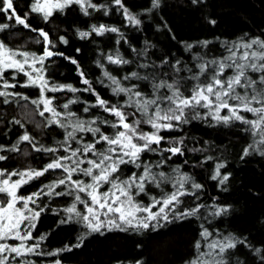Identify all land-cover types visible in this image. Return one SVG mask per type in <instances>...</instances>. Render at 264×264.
Listing matches in <instances>:
<instances>
[{
  "label": "trees",
  "instance_id": "1",
  "mask_svg": "<svg viewBox=\"0 0 264 264\" xmlns=\"http://www.w3.org/2000/svg\"><path fill=\"white\" fill-rule=\"evenodd\" d=\"M13 2L18 14L22 17L27 14L31 28L16 25L14 20L6 19L8 13L0 12V23L10 25L9 29L0 31V40L17 52L26 51L40 56L45 51L46 40L39 30L48 33L55 54L46 58L41 67L45 79L50 87L71 85L77 91H46L45 95L55 98L53 106L58 112L75 113L73 120H96L97 123L92 126L99 125L101 132L109 136L117 129L100 124V120L115 122L117 118L97 104V94L111 105H124L127 94L113 93L114 85L104 75L105 71L119 79L124 87L136 85V90L149 98L153 96V78L156 83L161 80L168 83L179 81L180 91L187 96L196 83H203L206 76L211 74L210 68L199 81L192 80L191 77L199 71V63L222 59L234 44L247 43L256 38L264 40V0H197L195 3L193 0H160L159 7L150 12L146 10L151 8L152 0H122L124 7L137 15L140 25L130 23L114 0H91L97 9L88 8L87 15L80 5L73 3L63 10H55L47 19L42 13L31 11L30 6L35 0ZM100 5L105 7L100 8ZM212 20L216 23H210ZM93 25L114 27L119 31H105L98 35L92 31ZM80 32H89L90 35L81 38ZM61 37L64 39L61 40ZM117 53L129 63L115 64L107 59L109 55L115 57ZM143 64L149 67H139ZM177 67L180 69L178 73L175 71ZM25 72H29L28 69ZM25 72L6 70L0 80V91L20 94L0 96V155L7 157L0 161V172L43 169L54 158L53 153L37 151L32 144L36 149L56 148L65 138V129L56 124H45L51 114L45 112L41 117L39 112L43 106L37 108L31 103L38 100L41 93L37 86H24L28 84ZM132 72H137L141 77L148 76L149 79L123 80ZM230 75L232 70L227 69L224 78ZM249 75L258 79L260 74L249 72ZM85 79L89 84L83 83ZM5 81L15 87L4 88ZM89 87L92 91H84ZM237 91L243 94L242 89L237 88ZM158 94L166 95L169 92L161 88ZM5 99L9 103L5 104ZM69 101L75 103L64 109L62 106ZM85 107H88V112L84 111ZM123 111L130 114L136 109L125 106ZM195 111L199 113L197 118H192L195 113L186 111L187 123L162 129L159 134L164 140L158 146H152L157 150L143 152L139 160L142 167L148 165L153 172L168 175L179 173L190 177L185 189L194 195L180 197L181 203L174 209L170 206L171 210L166 211L171 220L172 211L181 213L202 206L195 216L165 222L164 227L156 231L151 228L137 231L128 227L127 231L105 230L103 234H87L84 222L75 214L66 212L72 205L73 197L48 194L46 186L64 176L61 170H50L22 185L17 193L25 197L41 193L39 197H33L35 203L29 202L30 209L43 211L35 221V228L31 229L33 238L27 241L28 245L39 242L36 251L41 254L32 253L16 260L9 257L11 264H18L20 260L30 261L31 264H54L57 259L61 264H136L137 261L142 264H191L200 253L209 251L208 243L224 241L226 237L237 241L235 248L223 254L227 264H264V144L249 148V145H255L260 140V135L242 121L233 119L224 123L217 121L204 108ZM220 115L224 116L223 113ZM240 115L247 120L256 118L254 114L244 111ZM61 119L66 120V117ZM135 119H141L139 113H136ZM128 120L132 123L133 117L129 115ZM151 130V125L147 123L141 122L139 125V131L145 133ZM25 133L33 138L31 143L20 140ZM77 140L88 143L94 137L92 133H77ZM181 140L182 154L173 155L164 151ZM13 146L18 147L19 151H11ZM71 146L77 147L76 141H72ZM106 147L104 142L96 145L99 151H104ZM245 149H248V155H244ZM55 155L63 156L66 153L61 150ZM88 158L94 157L90 153ZM218 164L223 167L219 170L220 176L213 179ZM142 167L137 168L131 163L121 165L119 175L124 179L133 173L139 174ZM225 175L228 179L221 183ZM4 178L7 175L0 177ZM72 178L84 180L85 176L76 173ZM16 179L18 177H11V180ZM193 183L202 187L194 189L191 187ZM163 184L160 189L147 184L139 201L146 203L149 197L159 199L162 193H171V183ZM65 191V185L54 189V192ZM7 199L6 195L0 194L1 201ZM82 206L77 204L78 211L83 212ZM17 207H20V203ZM159 207H153L152 211H157ZM221 208L227 211L216 215ZM69 215L73 219L61 223ZM22 228L26 230L27 222ZM205 230L211 233L206 239L202 236ZM41 236L46 239L40 240ZM82 236L81 247H73L71 251H62L59 255H47L75 245L77 238ZM197 242L201 245L199 249L196 248ZM257 249L260 251L257 252Z\"/></svg>",
  "mask_w": 264,
  "mask_h": 264
},
{
  "label": "snow or ice",
  "instance_id": "2",
  "mask_svg": "<svg viewBox=\"0 0 264 264\" xmlns=\"http://www.w3.org/2000/svg\"><path fill=\"white\" fill-rule=\"evenodd\" d=\"M0 2L3 5L0 7V12L8 13L6 16L7 20H14L16 25L23 26L24 28H31L27 22V14L23 17L18 14L13 0H0ZM193 2L195 3L197 0H193ZM73 3L80 5L86 15L88 14V8L97 9V5L92 4L91 0H43V3L40 0H35L30 7L32 12L42 13L44 18L47 19L53 14L54 10H63ZM114 3L123 9V14L130 23L135 25L141 24L137 15L124 7L122 0H114ZM159 5L160 0H152L151 8L146 11L150 12L152 9L158 8ZM99 7L104 8L105 6L100 5ZM105 14H107L106 10ZM210 23L215 24L216 21L212 20ZM9 27L10 25L7 23H0V31H5ZM31 30L36 31V29ZM39 31L47 41L48 33L42 29ZM92 31L98 35H102L105 31L118 32L119 30L114 27L106 28L104 25H100L99 27L93 25ZM79 35L81 38H85L90 33L80 32ZM60 39L63 40L64 38L61 37ZM64 42L67 43V41ZM204 44H207V42H204ZM254 45L257 47L254 48ZM188 47H191V45ZM227 51L228 55L222 59L203 61L197 65L199 71L191 77L192 80L199 81L201 76H206L210 68L211 74L206 76L203 83H196L187 96L180 91L179 81L174 80L172 83H168L166 80H161L159 83H156L155 78H153V96L149 98L136 90V85L124 87L121 85L119 79L105 71L104 75L114 85L112 88L113 93L117 95L120 93L127 94V100L124 105L108 104V102L100 99L97 94V104L117 118L115 122L100 120V124H108L113 129H117L113 135L109 136L101 132L99 125L92 126L97 123L96 120L88 122L79 118L73 120L72 118L75 117V113L58 112L53 106L55 98L45 95L46 91L57 92L64 89L72 92L77 91L71 85H53L50 87L42 70L35 67L36 63L42 64L47 57L53 56V52L46 49L43 55L37 57L34 53L26 51L17 52L9 48L3 40H0V79H3L8 69H16L24 73L25 65L29 63V58H31L34 72L25 73L28 77V84L24 86H37L41 93L40 98L32 100L31 103L36 105L37 108H40L41 105L43 106L39 112L41 117L44 116L45 112L51 114V118L45 121L46 125L56 124L65 129V138L59 143V147L36 149L35 144H32V147L37 151L53 153L54 158L43 169L35 170L29 168L11 173L0 172V177L7 175V178L0 179V194L8 197L7 200L0 201V241L9 238L20 241L19 244L15 245L0 243V264H11L9 256L12 257V260H16L17 257H25L32 253L41 254L36 251L39 248V242L31 245L25 243L27 240L33 238L31 229L35 228V221L39 217L40 211H43V209L40 211L30 209L29 202L35 203L33 197H39L41 193H33L27 197L18 196L17 193L22 185L27 184L32 179L43 176L50 170H61L64 176L58 181H54L51 185L46 186L48 194L54 193L57 196L69 195L73 197L74 202L66 209V212L75 214L76 217L84 222L88 229L87 234H103L105 230L127 231L128 227H132L137 231L150 228L156 231L164 227L165 222L170 223L172 220L195 216L202 206H197L181 213L172 211L171 220L169 213L166 211V209H174L176 205L180 204V197L186 194L194 195V193H188L185 189V183L190 179L186 174L169 176L164 172L154 173L148 165H143V171L139 176L133 173L131 176L121 179L119 175L120 166L131 163L135 167L141 168L142 165L138 163L141 154L145 151H156L157 149L152 146H158L164 140V137L159 134L160 131L162 129L178 127L180 123H187L188 115H186V111L195 113L192 118H197L199 113L195 110L198 108L208 110V114L214 115L217 121L228 123L234 119L248 124L255 133L260 135V140L255 145H249V148L264 144V40L256 38L247 43L234 44ZM17 56L23 57V59H18ZM107 59L115 64L129 63V61L120 57L118 53L115 57L109 55ZM72 62L76 63V61ZM177 64H179V61H177ZM139 67L148 68L149 65L143 64ZM227 69L232 70V75L224 78V73ZM185 70L188 72L192 71V69ZM175 71L178 73L180 69L177 67ZM249 72L259 73L260 75L258 79H253L249 75ZM80 75L83 76V72ZM133 78L149 79L148 76L141 77L137 72H132L130 75L124 76L123 80L127 81ZM83 83L89 84V81L85 79ZM3 87H15V85H9L5 81ZM161 88L167 89L169 94L159 95L158 93ZM237 88L242 89L243 94L238 92ZM84 91H92V89L89 87L85 88ZM9 95L19 96L20 94L0 91V96L7 97ZM22 98L28 99L27 97ZM4 103L7 104L9 101L5 99ZM72 103H75V101H69L62 107L68 109L69 104ZM125 106L134 107L136 112L126 114L123 111ZM224 109H228L230 115L221 116L220 112ZM88 110V107H85L84 111L88 112ZM241 111L252 113L256 118L247 120L244 116L240 115ZM136 113L140 114L141 119H135ZM129 115L133 117L132 123L128 122ZM61 117H66V120H62ZM97 119L99 120L100 118ZM15 122L20 123V121ZM141 122L151 125L154 131L151 133L139 131ZM77 133H92L94 140L82 143V138L81 140H77ZM20 140L31 143L33 138L25 133L20 137ZM72 141H76L77 147L73 148L71 146ZM101 142L107 145L104 151H99L96 148V145ZM182 144V140L177 141L175 146L164 151H168L173 155L177 153L182 154ZM10 150L19 151V148L13 146ZM61 150L66 155H55ZM90 153L94 158H88ZM244 155H248V149H245ZM5 159H7L6 156L0 155V161ZM84 164H87L88 167H83ZM221 167H223L222 164L216 166V174L212 177L213 179H217L220 176L219 170ZM76 173L89 177L90 182L85 183L83 180H74L72 177ZM12 176H16L18 179L11 180ZM227 179V175L223 176L221 183ZM146 182L153 183L156 187H160L161 184L166 182L172 183L174 191L167 194L162 193L159 199L151 197V203L143 205L135 199V196L145 192ZM61 185L66 186V191L54 192V189ZM104 185H108L107 190L101 191ZM191 187L199 189L202 186L193 183ZM18 203H20V207H17ZM77 204L84 206L83 212L78 211ZM156 205H160V207L157 211L153 212L152 208ZM226 211V208L218 209L216 215ZM140 213L146 215L141 216ZM72 219L73 216L69 215L61 223H67ZM25 222H27L26 230L22 228ZM210 235L211 233L207 230L202 233L205 239ZM44 239L46 237H40V240ZM77 240L78 242L75 245L66 246L64 249H57L55 252L47 253V255H59L62 251H71L73 247H81L84 237H78ZM236 244L237 241L231 237H226L224 241H212L207 244L209 251L200 253L191 264H227V261L223 258V254L228 249L235 248ZM200 247V243L197 242L196 248L199 249ZM217 249L218 251H216ZM256 251L259 252L260 250L257 249ZM18 264H31V262L20 260ZM54 264H61V261L57 259ZM136 264H142V262L137 261Z\"/></svg>",
  "mask_w": 264,
  "mask_h": 264
},
{
  "label": "rangeland",
  "instance_id": "3",
  "mask_svg": "<svg viewBox=\"0 0 264 264\" xmlns=\"http://www.w3.org/2000/svg\"><path fill=\"white\" fill-rule=\"evenodd\" d=\"M40 2L41 3H43V0H40ZM55 11V10H54ZM53 11V12H54ZM49 39H50V37H49ZM51 40V39H50ZM254 47V46H253ZM255 48V47H254ZM49 50V51H51V52H53L54 54H55V51L53 50V48H52V46H51V43H48L47 41H46V46H45V50ZM37 56V55H36ZM54 56V55H53ZM37 57H39V56H37ZM52 57V56H51ZM17 58L18 59H23V57H20V56H17ZM47 58H49V57H47ZM45 61V60H44ZM44 61H43V63H44ZM43 63L41 64V63H36V65H35V67L36 68H40V69H42L41 67H42V65H43ZM28 69V71L29 72H34V68L32 67V60H31V58H29V63L27 64V65H25V71ZM9 71H13V70H16V69H8ZM16 71H18V70H16ZM26 73V72H25ZM0 80H2V79H0ZM101 107V106H100ZM102 108V107H101ZM102 109H104V108H102ZM221 113H223L224 114V116L225 115H230V112H229V110L228 109H224V110H222L221 112H220V114ZM222 116V115H221ZM80 120H82V119H80ZM83 121H85V120H83ZM85 122H88V121H85ZM128 122L130 123V121L128 120ZM94 127V126H93ZM71 130V129H70ZM154 131V129L152 128V130L151 131H146L145 133H151V132H153ZM143 132V131H142ZM140 160V159H139ZM138 163H140V161H138ZM83 167H88V165H83ZM143 168V167H142ZM142 171H143V169L141 170V171H139V174H136L137 176H139L141 173H142ZM158 172H160V171H157V172H154V173H158ZM80 174V173H79ZM177 174H179V173H174V174H172V175H169V176H176ZM81 176V175H80ZM122 179V178H121ZM85 183H89L90 182V178L89 177H85L84 178V180H83ZM147 184H151L152 186H155L156 187V185L155 184H153V183H147L146 182V185ZM146 185H145V191H146ZM163 186H164V184H161L160 185V187H157V188H163ZM171 189H172V191H174V188H173V185H172V183H171ZM107 187H108V185H104L102 188H101V191H106L107 190ZM135 191V190H134ZM171 191V192H172ZM141 194H144V192H142V193H140L139 195H136L135 196V199L139 202V203H141L139 200V196L141 195ZM83 196V195H82ZM149 198H151V197H149ZM1 201V200H0ZM74 202V201H73ZM72 202V203H73ZM71 203V204H72ZM151 203V199H148V201L146 202V203H144V202H142L141 204H150ZM19 204V203H18ZM156 206H158V205H156ZM83 207V211H84V206H82ZM153 209V208H152ZM153 212H155V211H153ZM70 214V213H69ZM140 215L141 216H143V215H146V214H144V213H140ZM102 219H104V217H102ZM122 227H124V225H122ZM24 229V228H23ZM28 241V240H27ZM27 241L25 242L27 245H28V243H27ZM0 243H7V244H13V245H15V244H19L20 243V241L19 240H15V239H12V238H9V239H7V240H3V241H0ZM9 257H11V256H9ZM12 258V257H11ZM17 258H19V257H17ZM20 259V258H19Z\"/></svg>",
  "mask_w": 264,
  "mask_h": 264
},
{
  "label": "water",
  "instance_id": "4",
  "mask_svg": "<svg viewBox=\"0 0 264 264\" xmlns=\"http://www.w3.org/2000/svg\"><path fill=\"white\" fill-rule=\"evenodd\" d=\"M47 42H48V43H51V41H50L49 37H48V39H47Z\"/></svg>",
  "mask_w": 264,
  "mask_h": 264
}]
</instances>
